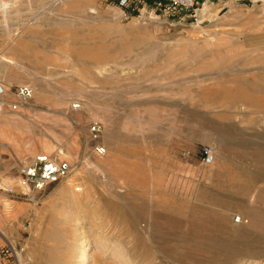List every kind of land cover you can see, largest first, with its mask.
<instances>
[{"label": "rangeland", "instance_id": "obj_1", "mask_svg": "<svg viewBox=\"0 0 264 264\" xmlns=\"http://www.w3.org/2000/svg\"><path fill=\"white\" fill-rule=\"evenodd\" d=\"M198 1L0 0L6 101L34 90L0 114V264H264V0ZM60 152L70 177L24 194Z\"/></svg>", "mask_w": 264, "mask_h": 264}, {"label": "built area", "instance_id": "obj_2", "mask_svg": "<svg viewBox=\"0 0 264 264\" xmlns=\"http://www.w3.org/2000/svg\"><path fill=\"white\" fill-rule=\"evenodd\" d=\"M133 1L137 0H118V7L127 8ZM168 3L164 8L166 12L174 17H180L183 13H191V16H196L199 9L198 0H167ZM158 8H162L161 4H158ZM194 14V15H192ZM8 90L5 85L0 84V114L5 111H18L19 108L25 106L34 96V90L29 85H20L16 87L14 96L15 101L8 102L6 97ZM78 110L80 106L78 104L73 107ZM103 127L99 122H92L89 129V139L97 143L102 135ZM94 152L99 156H105L107 149L101 144H95L93 147ZM203 161L206 165H210L215 160L214 151L211 147H207L203 150ZM63 153L50 156L47 154H40L36 156L30 162L24 163L19 167L20 183L28 194H42L45 193L47 188L52 185L60 184L66 181L72 171L73 167L67 159H61ZM238 217L236 222H240Z\"/></svg>", "mask_w": 264, "mask_h": 264}, {"label": "crops", "instance_id": "obj_3", "mask_svg": "<svg viewBox=\"0 0 264 264\" xmlns=\"http://www.w3.org/2000/svg\"><path fill=\"white\" fill-rule=\"evenodd\" d=\"M6 125H7V124H6V120H2V121H0V132H1V133L5 131V126H6ZM10 200H11V199H10ZM10 202H11L12 206L16 205V202H15L14 200H11ZM2 206H5V204L2 203V202L0 201V209H2ZM5 230H7V229H5V228L3 227V225H2V222H0V233L4 231V232H6V234L9 235V233H8L7 231H5ZM2 247H3V241L0 240V254H1V249H2ZM0 263H1V256H0Z\"/></svg>", "mask_w": 264, "mask_h": 264}, {"label": "bare ground", "instance_id": "obj_4", "mask_svg": "<svg viewBox=\"0 0 264 264\" xmlns=\"http://www.w3.org/2000/svg\"><path fill=\"white\" fill-rule=\"evenodd\" d=\"M203 13H205L204 11H203ZM88 253V252H87ZM87 258V257H86ZM89 260V259H88ZM83 261H85V256L80 260V262H83ZM85 263V262H84Z\"/></svg>", "mask_w": 264, "mask_h": 264}]
</instances>
